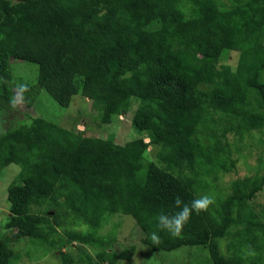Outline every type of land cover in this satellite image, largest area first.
<instances>
[{
    "label": "trees",
    "instance_id": "trees-1",
    "mask_svg": "<svg viewBox=\"0 0 264 264\" xmlns=\"http://www.w3.org/2000/svg\"><path fill=\"white\" fill-rule=\"evenodd\" d=\"M225 51L238 53L235 67L220 64ZM13 58L38 65L35 83L14 81ZM20 84L26 107L43 91L64 107L90 97L102 125L132 112L140 135L120 143L78 121H15ZM4 112L0 172L21 170L8 188L0 264L30 243L63 264H133L137 245L118 250L116 228L102 231L117 215L133 217L155 252L203 246L210 264H264V0H0ZM254 147L251 173L223 189ZM202 195L215 204L193 212L181 236L157 229L159 213L179 210L177 196Z\"/></svg>",
    "mask_w": 264,
    "mask_h": 264
},
{
    "label": "rangeland",
    "instance_id": "rangeland-1",
    "mask_svg": "<svg viewBox=\"0 0 264 264\" xmlns=\"http://www.w3.org/2000/svg\"><path fill=\"white\" fill-rule=\"evenodd\" d=\"M237 62L238 53L236 51H225L222 55L220 64H229L235 67ZM11 67L15 82L26 80L35 83L38 79L39 67L36 63L13 58V60H11ZM18 93L15 95V100L18 105L15 104L16 106L12 109L9 116L14 118L15 121L24 119L26 113H29L32 117L38 115L52 119L66 127H71L78 121V128L82 130L88 128L93 131L91 132L87 129L86 133L88 135L109 137L112 132H115L116 141L120 143L134 139L140 135V131L136 127H133L131 123L132 112L125 117L121 116L120 120L117 122L115 121V123H106L102 125L101 109L98 108L100 106L93 104L90 97L78 95L69 107H64L47 91H43L36 99V107L29 108L26 107V103L18 97ZM5 115L6 112H4L0 118V134L5 131L3 122H9L10 120ZM99 123H101L100 126ZM141 134L148 138L146 133ZM257 135H259V133ZM247 154H249V149L246 150L244 155L239 159L236 172L234 171L227 175H223V181L221 182V187L223 189H228L232 179L251 173L250 167L256 165L259 151L254 147L253 153L250 155ZM20 170V165L12 163L0 172V230L4 229V223L7 220V213H9L10 208L8 188L19 174ZM257 201L264 203V190L259 193ZM109 223L110 224L102 231L107 232L116 228L113 233L116 239V249L119 250L131 244L137 245V252L132 259L133 264H210L209 252H207V249L203 246L184 245L170 251H153L142 243L141 239L144 234L139 225H136V221L133 217L117 215L112 218ZM26 245H24V247ZM65 250L70 251V247H66ZM17 254L13 263L19 260L14 264H63V260L58 257L59 255L55 256L49 247H39L35 249L31 243L26 249L18 248ZM119 264H122V262Z\"/></svg>",
    "mask_w": 264,
    "mask_h": 264
},
{
    "label": "clouds",
    "instance_id": "clouds-1",
    "mask_svg": "<svg viewBox=\"0 0 264 264\" xmlns=\"http://www.w3.org/2000/svg\"><path fill=\"white\" fill-rule=\"evenodd\" d=\"M19 93L18 97L23 99V93L28 91L26 84L18 85ZM215 204V198L211 195H202L191 201L190 204H186L182 199L177 196L174 200V205L178 211L169 215L161 212L156 217V227L160 231H166L173 237L181 236L185 225L190 221L193 212L200 214L202 211L206 212L210 206ZM151 239L153 243H159L160 237L158 232L151 233Z\"/></svg>",
    "mask_w": 264,
    "mask_h": 264
}]
</instances>
